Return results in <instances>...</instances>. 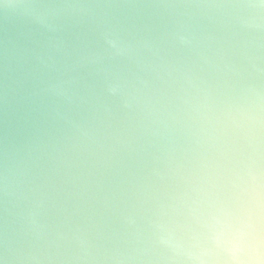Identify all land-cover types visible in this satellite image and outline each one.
I'll list each match as a JSON object with an SVG mask.
<instances>
[{"label": "clouds", "instance_id": "obj_1", "mask_svg": "<svg viewBox=\"0 0 264 264\" xmlns=\"http://www.w3.org/2000/svg\"><path fill=\"white\" fill-rule=\"evenodd\" d=\"M48 167L0 173V264H264V0H0Z\"/></svg>", "mask_w": 264, "mask_h": 264}, {"label": "water", "instance_id": "obj_2", "mask_svg": "<svg viewBox=\"0 0 264 264\" xmlns=\"http://www.w3.org/2000/svg\"><path fill=\"white\" fill-rule=\"evenodd\" d=\"M32 36L13 27L11 20L0 14V173L9 159L15 155L20 161L48 167L53 155L49 135L40 117L28 110L17 95L13 98L12 89H20L13 83L14 74L5 58V49L12 43L24 45Z\"/></svg>", "mask_w": 264, "mask_h": 264}]
</instances>
